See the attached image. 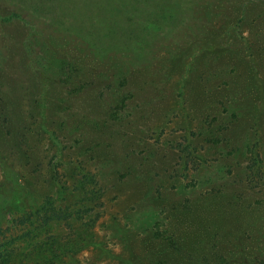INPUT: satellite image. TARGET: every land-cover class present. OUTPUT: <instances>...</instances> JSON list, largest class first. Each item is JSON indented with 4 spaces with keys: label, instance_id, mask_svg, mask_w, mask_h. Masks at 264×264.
Listing matches in <instances>:
<instances>
[{
    "label": "rangeland",
    "instance_id": "rangeland-1",
    "mask_svg": "<svg viewBox=\"0 0 264 264\" xmlns=\"http://www.w3.org/2000/svg\"><path fill=\"white\" fill-rule=\"evenodd\" d=\"M188 7L0 0V193L11 170L25 207L53 203L31 239L23 204L0 213V263L264 264V0ZM50 22L115 48L117 93Z\"/></svg>",
    "mask_w": 264,
    "mask_h": 264
},
{
    "label": "trees",
    "instance_id": "trees-1",
    "mask_svg": "<svg viewBox=\"0 0 264 264\" xmlns=\"http://www.w3.org/2000/svg\"><path fill=\"white\" fill-rule=\"evenodd\" d=\"M184 1L189 7V10H193V15L196 17L203 16L206 20H214V18L218 17L219 15H222L225 13L233 11L234 7H237L239 2H242L243 0H182ZM231 14V13H229ZM223 16V15H222ZM53 28L57 29L58 31H64L69 38L71 39V42L73 44L77 45V49L80 50V52H87L90 54H93L95 58L99 59L100 61L103 60V63L101 64L100 68L98 69V74L100 76L101 81H107V90L110 92H116L120 89V82L122 81V78L124 77L123 74H125L122 65H120L119 56L115 53V48L112 47V49L103 48L101 46L102 39H92L90 36H85L77 32L70 33L69 28L64 26H57L54 22H50ZM132 26L135 28L134 32H132ZM139 29V30H138ZM111 30V29H110ZM124 33L126 30L131 31L133 34L137 33L136 36H141L143 40L147 41V37L149 36L146 28L140 29V27H137L136 25L129 24V27L125 25L124 27ZM141 30V31H140ZM114 32V28H112L111 35ZM116 34H120L119 32L115 31ZM60 33V34H61ZM63 34V33H62ZM77 35V36H76ZM111 35L107 37H111ZM79 36V37H78ZM108 39V38H107ZM106 40V39H105ZM98 43L100 44V47L98 46ZM100 48L102 50H100ZM109 61V63L106 65L105 62ZM70 69L68 71L69 75L68 77L72 78L70 79L72 82L71 84L77 83L78 80L89 78L88 74H86L85 69L83 67H80L76 63H70L68 66ZM118 88V89H117ZM112 106V105H111ZM57 170V169H55ZM8 175V178L3 184L1 193H0V213H4L8 210L16 209L18 206H22L25 208V212L23 215V218L20 220L19 217L16 216L14 221V228L18 231H23V234L21 235V239H31L34 237L36 233L45 227L42 225L41 221L44 218V215L48 216V213L50 212L48 207L50 205H53L51 200L44 204L42 207L35 208V210L31 209V206L25 207L24 200L26 199L25 190L23 186L18 183L17 179H15L14 173ZM48 209V210H47ZM61 210L66 212H72L70 210V207L67 206L66 208H62ZM257 222V221H256ZM256 222H254L253 226H255ZM253 223V222H252ZM49 224V223H45ZM251 226V224H250ZM248 230V229H247ZM234 233L231 227H228L226 225L220 226V232L217 234L216 238H214V247L218 249H223V247L227 246L231 243V239L234 237ZM221 239V241L219 240ZM227 245H221L223 243ZM226 248V247H225ZM220 256V255H218ZM3 262V261H2ZM2 264V263H0Z\"/></svg>",
    "mask_w": 264,
    "mask_h": 264
}]
</instances>
